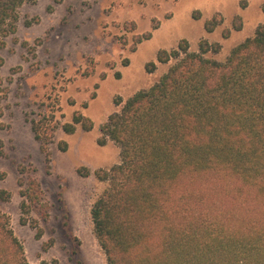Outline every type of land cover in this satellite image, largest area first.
Returning <instances> with one entry per match:
<instances>
[{
  "label": "trees",
  "instance_id": "trees-1",
  "mask_svg": "<svg viewBox=\"0 0 264 264\" xmlns=\"http://www.w3.org/2000/svg\"><path fill=\"white\" fill-rule=\"evenodd\" d=\"M31 1L0 0V50L17 32L20 9ZM222 23L216 15L205 31ZM150 38L148 33L138 43ZM221 48L202 40L191 51L182 40L176 49L160 51L157 63H172L167 73L119 101V110L102 125L98 144L112 141L121 155L118 165L96 172L108 187L91 209L107 264H264V25L224 62L208 56ZM30 125L47 160L59 128L68 135L78 126L85 132L94 128L80 112L60 124L51 110ZM67 147L59 144L62 152ZM78 173L90 175L85 168ZM20 187L23 213L47 219L40 182L31 175ZM9 199L0 192L2 202ZM22 224L37 226L23 218ZM0 264H30L1 209Z\"/></svg>",
  "mask_w": 264,
  "mask_h": 264
},
{
  "label": "rangeland",
  "instance_id": "rangeland-1",
  "mask_svg": "<svg viewBox=\"0 0 264 264\" xmlns=\"http://www.w3.org/2000/svg\"><path fill=\"white\" fill-rule=\"evenodd\" d=\"M216 15L223 23L207 33L205 23ZM260 25L264 0H33L22 6L17 32L0 50V192L10 194L0 209L10 216L30 264H107L91 209L108 187L96 172L118 165L121 155L112 141L98 144L102 125L119 101L167 73L172 63H157L160 51L176 49L182 40L198 51L207 40L222 47L208 56L224 62ZM148 33L151 38L138 43ZM152 62L157 68L150 72ZM50 110L60 124L80 112L94 128L78 126L72 135L59 128L47 160L30 121ZM83 168L88 177L78 173ZM31 175L45 193L47 219L22 211L20 182ZM22 218L36 228L24 226Z\"/></svg>",
  "mask_w": 264,
  "mask_h": 264
}]
</instances>
